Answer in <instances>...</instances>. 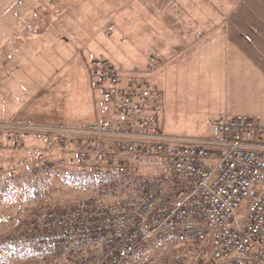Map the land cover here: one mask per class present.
Instances as JSON below:
<instances>
[{
  "label": "built area",
  "instance_id": "obj_1",
  "mask_svg": "<svg viewBox=\"0 0 264 264\" xmlns=\"http://www.w3.org/2000/svg\"><path fill=\"white\" fill-rule=\"evenodd\" d=\"M93 74L109 115L70 142L78 165L99 178L94 192L35 214L18 236L0 244L25 245L33 264H145L141 255L155 242L173 240L206 245L215 260L264 264L260 118H213L219 134L212 144L165 135L159 88L121 79L103 56L95 59ZM31 134L47 146L66 145L65 136L0 128V149L6 137L22 149Z\"/></svg>",
  "mask_w": 264,
  "mask_h": 264
},
{
  "label": "rangeland",
  "instance_id": "obj_2",
  "mask_svg": "<svg viewBox=\"0 0 264 264\" xmlns=\"http://www.w3.org/2000/svg\"><path fill=\"white\" fill-rule=\"evenodd\" d=\"M52 1L0 0V59L7 57L10 60L6 66L1 65L15 72L7 74L6 78L0 75V83L3 81L0 87V119H34L39 116L40 120H46L48 116L42 114L47 112L50 116L56 114L59 121L67 120L66 123H90L93 119L87 115L90 112L88 91L93 93L95 103L99 104L101 110L97 120L108 117L103 111L102 97L93 74L95 59L103 56L117 68L121 79L133 77L151 87L157 85L160 88L162 103L158 119L159 128L165 135L218 136L219 132L211 120L212 114L249 113L261 120L258 142L264 145V84L259 86L257 81H245L240 87L235 86L233 78L227 88V74L223 70L222 75L219 66L208 80L201 61L188 58L187 62H178L172 68L168 65L164 71H160L161 61L151 54V48L157 46L162 47L167 56H172L177 43L185 44L200 39L218 25L233 31L232 23L236 16L232 15L234 11L230 9L236 7L238 12L252 11L256 15L249 19L258 20L257 17L264 13V0ZM230 5L232 8H229ZM32 11L41 14V19H50L48 24L51 27L34 37L30 34V43L26 40L20 47L21 43L11 42L8 37L16 33L13 29L21 20L34 16ZM226 13L233 17L226 18ZM246 19L240 20L239 25L250 37ZM39 43L51 45L40 48ZM65 50L68 55L66 63L62 57ZM79 56L81 63L78 62ZM65 65L74 66L69 68L80 72L65 74L68 78L65 81H71L74 86V95L69 99L62 87L64 75H56L59 76L61 87L52 90L47 86V79ZM155 71L157 77L152 81L151 76ZM243 72H246V66ZM258 73L264 76V62L259 66ZM260 82L264 83V77ZM39 91L43 96H39ZM228 103L233 106L230 111L234 112H223ZM3 143L9 146L10 155L7 159H1L0 179L15 180L19 192L12 201L0 197L1 240L7 241L18 236L29 218L42 208L69 206L94 192L72 187L60 178H53L52 189L48 194L30 196L26 188L33 182L31 173L36 162L35 156L47 154L50 158H57L64 151V158L70 162L66 166L72 164L74 167L78 166L75 148L70 145L59 151L57 145L48 147L34 134L30 135L23 149L13 148L7 137ZM148 254L145 264H240L243 260L241 257H233L228 261L215 260L210 256L208 246L196 247L180 242L153 249ZM14 264L23 263L16 261Z\"/></svg>",
  "mask_w": 264,
  "mask_h": 264
},
{
  "label": "crops",
  "instance_id": "obj_3",
  "mask_svg": "<svg viewBox=\"0 0 264 264\" xmlns=\"http://www.w3.org/2000/svg\"><path fill=\"white\" fill-rule=\"evenodd\" d=\"M49 1L51 2L52 0H49ZM231 6L232 5H230L229 8H232ZM230 10H233L234 12L232 13V15L236 16L235 21H233L232 23L234 25L233 31L227 29V27L223 29L222 27L224 26L218 25L216 28H214V31L211 32L212 30L211 28L207 32V34H205L200 39H197V40L193 39L191 42L189 43L187 42L185 44L177 43L175 47H173L171 54H173L174 52L175 54H173L172 56L170 55L167 56L164 53V49L162 47L158 48L157 46H155L151 48V54L156 55L158 59L161 61L162 68L160 69V71H164L165 67L168 65H171V68H172L173 66L177 65L178 62L179 64H181L182 62H187L186 58H188L189 60H200L201 61V65H203L206 71V76L208 80L211 77V73L214 70H218L217 66H219V69H220L219 71L221 72V74L222 75L224 74L223 70L227 74V84H226L227 88H228V85H230V81H232L233 78H235L234 79L235 86L239 85L240 87L241 86L243 87V84L245 81H248L249 83H252L253 81H257V84H259V86H261V84H264L260 82V79L264 76H260L258 73L259 66L264 62V38H263L264 36V13L257 17L258 20H254L256 22L255 23L253 20L249 19V18H253L256 15L252 11L248 10L245 12H242V11L238 12L237 7L234 9H230ZM32 12L34 16H31L28 19H25L24 21L21 20V23L16 25L15 29L13 30L16 31L17 34L15 33L16 35L14 34L13 36L8 37L9 41L11 42L17 41L18 43H21L19 44V46L21 47L25 43L26 40L29 42L30 34L33 35L34 37L35 34L37 33L41 34L42 32L49 30V28L51 27V24H48L50 22V19H47V18L41 19L40 18L41 14H39L38 12L36 13L35 11H32ZM228 16L233 17L231 16V14L228 15L226 13V18ZM46 17L49 18V16H46ZM245 17L248 18L245 20V23L248 24L247 30L251 34L250 37L249 35H246L244 31L245 29L241 27V25H239L241 22L240 20L244 19ZM204 33L205 32H203V34ZM39 45L41 46V47L39 46L40 48H43V46H49L51 44L50 43H43V44L39 43ZM179 45H183V46H179ZM35 47L36 46H33V48ZM2 48H4V46ZM63 52L65 55H63L62 57H63L64 62L66 63L68 59L67 50ZM81 56L84 59L83 54H81ZM81 56H79V59H78L79 63L82 62ZM74 60H75V57H74ZM8 61L10 60L7 57L5 58L3 57L0 59V66H1L0 75L3 76V78H6L7 74L15 73L13 69H7L5 67L8 64ZM1 64H4L5 66H2ZM37 65H40V63ZM244 66H246V72H243ZM69 67H74V66L65 65L63 68L58 69L55 72V74L51 76L50 79H47L48 88L50 87L52 90H56V88L61 87L60 83H58L59 76H56V75H64L62 76V78L64 79L62 82V87L64 88V92L68 99L74 95V93L72 92V89L74 88V86L71 85V81L70 82L65 81L68 79L65 74L67 75H70L69 73H73V75L75 73L80 74V72H78L77 69L74 70ZM81 69L83 68L81 67ZM85 72H86V69H85ZM155 73L156 71L153 72V76H151L152 81H154L155 78L157 77ZM2 83H0V87L3 86ZM89 84L90 83H88V85ZM155 86L158 87L157 85ZM41 91H39L40 92L39 96H43L42 94L44 92L42 91L43 92L42 93ZM87 94L90 97V98L89 97L87 98L89 99L88 110H90V112L89 111L87 112L88 113L87 115L93 119L90 123H84L80 125L66 123L67 120L64 121V119H62L59 121L57 120L56 114H52L50 116L47 112L42 114L44 116L45 115L48 116L45 118L46 120L44 119L40 120L39 119L40 117L38 116V117H35L34 119H31V118H18L17 119L15 117H10L11 119H6L5 117L3 119H0V121L2 120L4 121L25 120L33 124H54V125H66V126H72V127H85L92 123L100 121L97 119H99L100 117L99 112L101 111L99 109V104L95 103V99L93 98L94 97L93 93L91 91H88ZM231 107L233 106H231L229 103L226 104L225 106L226 110H224L223 112L224 113L234 112V111H230V109H232ZM103 111L105 114H107L105 108ZM220 115H222V113H219V115L212 114L211 120ZM9 149H10L9 146H6L4 147L3 150L0 151V161L1 159L2 160L7 159V157L10 155Z\"/></svg>",
  "mask_w": 264,
  "mask_h": 264
},
{
  "label": "trees",
  "instance_id": "obj_4",
  "mask_svg": "<svg viewBox=\"0 0 264 264\" xmlns=\"http://www.w3.org/2000/svg\"><path fill=\"white\" fill-rule=\"evenodd\" d=\"M137 80V79H136ZM102 103V101H101ZM105 110L107 109L103 106ZM108 114V112H106ZM109 115V114H108ZM107 118V117H106ZM105 119V118H104ZM98 122V121H97ZM96 123V122H95ZM94 124V123H92ZM88 125L85 127H72L66 125H54V124H33L29 121L25 120H9V121H0L1 129H18V128H26L31 131H41L46 136L56 137V136H65L67 138L66 145L59 147V151L61 148L66 149L68 146H72L71 137L79 135L92 125ZM171 136V135H169ZM176 137V136H174ZM177 138H185L189 141H198L204 144H212L217 137L216 136H208V137H177ZM44 141V140H43ZM46 144V143H45ZM51 147V146H48ZM54 147V145H53ZM73 147V146H72ZM23 149V148H22ZM57 151V150H56ZM64 153V151H63ZM60 154L57 158H50L47 154L36 155L41 156L43 159L48 158L49 165L42 160H35V164L33 165V170L31 173V181L33 182L26 189L30 196H44L48 194L52 189V180L53 178H60L65 183L71 185L75 188H81L86 190H94L99 178L94 175L88 168L83 169L79 165L72 167L66 166L69 161L64 158V154ZM74 161V160H73ZM72 162V161H71ZM70 163V162H69ZM78 164V163H77ZM71 167V168H69ZM19 190L15 186V180L13 179H0V197L5 201H12L14 198H17ZM56 207V206H55ZM46 207L42 208L41 211H37L36 213H40L43 211H47L55 208ZM58 207V206H57ZM34 213L29 220L36 214ZM28 220V221H29ZM28 223V222H27ZM26 223V224H27ZM25 224V225H26ZM176 242H180L178 240L173 241H158L153 244V249L158 250L164 245L173 244ZM206 246V245H205ZM149 253V252H148ZM145 253L141 255V258L145 259L149 254ZM16 261H22L23 264H33L34 256H32L25 245H11L7 242L0 244V262L1 264H14ZM239 261V260H236ZM28 262V263H26ZM240 264H258L253 259L243 258Z\"/></svg>",
  "mask_w": 264,
  "mask_h": 264
}]
</instances>
